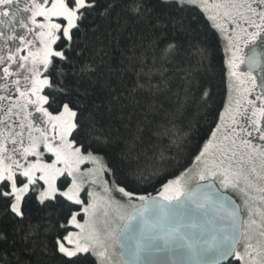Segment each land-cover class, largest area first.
Returning a JSON list of instances; mask_svg holds the SVG:
<instances>
[{"label": "snow or ice", "instance_id": "1", "mask_svg": "<svg viewBox=\"0 0 264 264\" xmlns=\"http://www.w3.org/2000/svg\"><path fill=\"white\" fill-rule=\"evenodd\" d=\"M192 12L225 41L227 102L199 143H184L166 112L172 127L158 123L153 134L178 152L161 148L166 163L133 167L126 162L134 143L114 135L105 113L141 96L151 108L152 98L171 92L182 40L196 57L179 69L183 90L195 85L203 103L211 99L195 77L208 37ZM130 24L150 39L109 68L135 76L127 97L108 81L102 101L97 85L110 54L101 27ZM154 180L159 196L140 195ZM216 184L240 204L213 199ZM122 200L132 211L120 231L137 219L145 226L137 259L167 252L209 264L203 257L211 253L210 264H264V0H0V264H111L109 241L120 231L102 232L97 220ZM210 211L218 215L203 224L189 220ZM124 220L121 212L111 223Z\"/></svg>", "mask_w": 264, "mask_h": 264}, {"label": "trees", "instance_id": "2", "mask_svg": "<svg viewBox=\"0 0 264 264\" xmlns=\"http://www.w3.org/2000/svg\"><path fill=\"white\" fill-rule=\"evenodd\" d=\"M188 15L192 25L201 32H205L208 37V59L204 66L195 73V77L200 85L211 90V99L207 104L203 103L200 100L199 89L195 85L187 95L183 90V72L179 69L186 66L187 59L194 61L196 57L189 56L187 43L182 40L180 52L169 73L172 77L171 92L164 91L152 98L151 108L146 106L149 101L141 96L137 98L140 100V104L134 100L125 99L122 108H118L111 114L105 113V118L111 121L114 135L120 137L122 142L134 143L135 151L132 153L130 161L126 162V164L130 162L133 167L137 164L141 167H151L156 163H166L159 159L161 148L164 149L166 156H172L178 152L176 145L170 144L168 141L162 145L153 134L158 123H166L172 127V124L168 123L169 117L166 112L174 113L175 131L183 137L184 143L189 141L199 143L208 133L214 119L217 118L219 112L223 111L227 102L225 41L215 32L203 14L192 12ZM109 31L111 35L106 34ZM101 32L105 33L104 44L110 55L105 57L106 66L102 65V75L97 85V90L100 92L99 98L102 101L107 98L104 89L108 81L116 88L118 94L127 97V88L134 82L135 76L130 72L120 76L116 71H109V68L119 69L121 61L132 50L141 51V45H146L150 37L143 33L140 27L131 24L123 30H117L114 25H105L101 27ZM90 58H95L99 63L98 57H91L90 54ZM181 104L184 105L182 108ZM178 108L179 111H177ZM191 166L190 164L189 167ZM178 176L179 172H176L175 175L169 176L168 180L176 179ZM153 183L156 184L155 188L144 185L147 190L141 191L139 194L152 197L160 193L163 189L162 185L155 180Z\"/></svg>", "mask_w": 264, "mask_h": 264}, {"label": "water", "instance_id": "3", "mask_svg": "<svg viewBox=\"0 0 264 264\" xmlns=\"http://www.w3.org/2000/svg\"><path fill=\"white\" fill-rule=\"evenodd\" d=\"M196 188L197 185L191 191L196 190ZM211 194L213 199L222 200L225 208H230L233 204L239 205L236 198L229 193L223 192L217 184L214 185V189ZM153 197L155 196L149 198ZM229 201L232 203L230 204ZM217 215L218 214L216 212L211 211L207 215L202 213H192L189 220L196 224H203L209 217H215ZM241 215L243 216V213H241ZM224 223H226V221H224ZM144 227L145 226L140 222V220L137 219L131 222L130 231L127 234L122 231L120 232L117 242L121 248V259L123 264H186V258L170 255L167 252L160 253L159 255H148L142 252L139 259H137V256L135 255L136 241ZM203 259L210 264L213 259V255L211 253H207Z\"/></svg>", "mask_w": 264, "mask_h": 264}, {"label": "rangeland", "instance_id": "4", "mask_svg": "<svg viewBox=\"0 0 264 264\" xmlns=\"http://www.w3.org/2000/svg\"><path fill=\"white\" fill-rule=\"evenodd\" d=\"M197 185V183L194 181L191 184H189L187 186V190L191 191L195 186ZM219 186V188L223 191V192H227L230 193L231 195H233L240 203V199L238 197V194H234L233 191L231 189H223L220 187L219 184H217ZM163 191V189H162ZM159 193L155 196L158 197ZM121 204H125V202L122 200L120 201ZM135 203L139 204L140 202L137 200L135 201ZM108 212V216L107 218L104 217L103 215H101L100 217H98L97 220V227L102 231V232H106L109 230H113V231H120L123 227H124V223L127 220V213H130L132 211V208L125 204V206L122 209L117 208L115 205L110 206L108 209H106ZM123 212V214L125 215V220L124 221H117L116 224H112L111 221L118 216L119 213ZM107 219V221L109 223H105V220ZM121 232V231H120ZM118 236H114L113 239L111 241H109V247H108V254H109V258L111 260V264H123L122 259H121V248L117 242Z\"/></svg>", "mask_w": 264, "mask_h": 264}]
</instances>
